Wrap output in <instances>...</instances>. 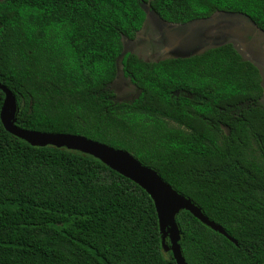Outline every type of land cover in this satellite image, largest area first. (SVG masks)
Returning <instances> with one entry per match:
<instances>
[{
	"label": "trees",
	"instance_id": "16d2710c",
	"mask_svg": "<svg viewBox=\"0 0 264 264\" xmlns=\"http://www.w3.org/2000/svg\"><path fill=\"white\" fill-rule=\"evenodd\" d=\"M183 25L218 12L264 33V0H0V84L17 126L130 152L220 224L176 216L188 264H264V88L231 43L145 60L124 39L146 9ZM122 73L139 90L118 102ZM4 93L0 90V114ZM0 264H176L151 197L91 155L32 146L0 119Z\"/></svg>",
	"mask_w": 264,
	"mask_h": 264
},
{
	"label": "water",
	"instance_id": "95a60500",
	"mask_svg": "<svg viewBox=\"0 0 264 264\" xmlns=\"http://www.w3.org/2000/svg\"><path fill=\"white\" fill-rule=\"evenodd\" d=\"M225 15L234 16L237 14L218 12L207 19L196 20L183 25H176L171 23L165 24L166 26H164V29L167 32V38L171 44L174 45L176 43V38L180 36L183 37V42L186 43L194 39H199V34L201 33L202 29L208 28L206 24L209 25L210 22H212L213 24H217V22H215L216 16L219 17ZM249 25L262 32L261 29H259L250 21ZM182 26L187 27V30H179V27ZM239 26L240 25L234 26L233 28L231 27V30H233V32L231 30H228L225 34H230L229 38L239 40L238 33L236 32ZM187 31L188 33H186ZM223 36L224 34L220 35V39H222L223 42L217 45H213L210 48L226 44L227 42H224L225 39H223ZM209 40L211 41V39ZM228 43H231V41H229ZM244 50L247 51L250 56L251 60L249 61L264 66V59L257 58L247 49ZM0 90L4 93V100L1 108L0 119L7 132L26 141L32 146H53L56 148H66L68 150L78 151L83 154L91 155L101 161L106 166H108L111 170L117 172L118 174L131 180L139 187H141L154 202L158 216L160 231L162 234V246L164 252H171L176 264H188L182 254L180 245L181 231L176 221V216L181 211L190 212L201 223L208 226L213 231L225 236L231 242L237 244L236 239L230 236L220 224L214 222L213 220H210L191 199L185 197L183 194L175 190L159 175V173L155 169L142 164L130 152L123 149H116L107 144L89 139L81 135L28 130L17 126L16 116L19 109L17 106L16 97L13 92L3 84H0Z\"/></svg>",
	"mask_w": 264,
	"mask_h": 264
},
{
	"label": "rangeland",
	"instance_id": "374dc122",
	"mask_svg": "<svg viewBox=\"0 0 264 264\" xmlns=\"http://www.w3.org/2000/svg\"><path fill=\"white\" fill-rule=\"evenodd\" d=\"M145 9V11H147V17L143 30L134 40L129 41L128 39H125V51L133 52L139 57L150 61L172 56H188L223 42L222 39H220V35L224 34L223 39H225V43L231 41V43L246 60H251L247 51L244 50L246 49L245 43L241 40L240 36L238 35L239 40H236L234 38H229L230 34H225L234 26L240 25L236 31L248 26L249 23L245 20L244 16H242L243 18L241 15L238 16V14L234 16H216L215 22H217V24H213L212 22H210L209 25L206 24L208 28L202 29L199 34V39H194L184 43L183 37L180 36L176 38L175 41V44L179 45H173L169 42L167 32L164 29V26H166L165 24L169 23L161 20L154 12L150 11L148 5H145ZM186 28L187 27L182 26L179 27V30L181 29L186 31ZM231 31L233 32V30ZM186 33H188V31ZM209 39H211V41ZM255 64L258 65L259 69H261L260 72L264 87V66L257 63ZM111 89L115 92L116 100L118 102L131 101L139 94L137 87L123 76L120 61L118 63V75L115 82L111 85Z\"/></svg>",
	"mask_w": 264,
	"mask_h": 264
},
{
	"label": "flooded vegetation",
	"instance_id": "af4514ba",
	"mask_svg": "<svg viewBox=\"0 0 264 264\" xmlns=\"http://www.w3.org/2000/svg\"><path fill=\"white\" fill-rule=\"evenodd\" d=\"M245 20L249 23V21L246 18ZM236 32L240 36L241 40L244 41L245 47L248 51H250L257 58L264 59V33L263 32H260L256 28L251 27V25L245 26V28L240 29Z\"/></svg>",
	"mask_w": 264,
	"mask_h": 264
},
{
	"label": "crops",
	"instance_id": "0c3cea01",
	"mask_svg": "<svg viewBox=\"0 0 264 264\" xmlns=\"http://www.w3.org/2000/svg\"><path fill=\"white\" fill-rule=\"evenodd\" d=\"M216 14V13H215ZM214 14V15H215ZM232 44V43H231ZM235 47V46H234ZM240 53V52H239ZM245 59V58H244ZM253 63V62H252ZM255 64V63H254ZM256 65V64H255ZM257 67H258V65H256ZM259 68V67H258ZM259 70H261V69H259ZM261 73V72H260ZM262 85H263V79H262ZM264 88V87H263ZM264 99V98H263Z\"/></svg>",
	"mask_w": 264,
	"mask_h": 264
}]
</instances>
